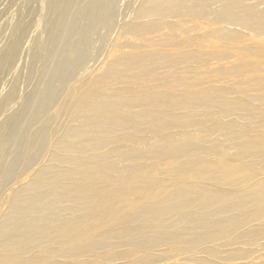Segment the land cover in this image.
Returning <instances> with one entry per match:
<instances>
[{
  "label": "bare ground",
  "instance_id": "1",
  "mask_svg": "<svg viewBox=\"0 0 264 264\" xmlns=\"http://www.w3.org/2000/svg\"><path fill=\"white\" fill-rule=\"evenodd\" d=\"M7 1L0 0V264L42 262L30 238L74 229L77 220L61 217L87 199L75 191V169L102 171L98 162L121 160L139 172L138 149L176 144L200 155L199 167L209 150H221L214 138L195 142L192 127L236 134L248 120L264 123V0H22L16 12L3 8ZM220 179L160 178L152 190L143 178L141 203L94 242L114 251L77 264H264V240L240 235L264 222V171L227 185Z\"/></svg>",
  "mask_w": 264,
  "mask_h": 264
},
{
  "label": "rangeland",
  "instance_id": "2",
  "mask_svg": "<svg viewBox=\"0 0 264 264\" xmlns=\"http://www.w3.org/2000/svg\"><path fill=\"white\" fill-rule=\"evenodd\" d=\"M9 1L4 3L3 8L5 7L8 12H16L22 0ZM34 7L37 8V5L31 4V8L35 9ZM44 13L42 8L38 9V16H43ZM9 29L10 27L4 28L3 34H7L3 41L4 47L9 46V42L12 40ZM13 35L11 36L13 37ZM6 37L7 39H5ZM8 38L9 42L6 41ZM42 53L45 54V52ZM40 78L45 80V74H41ZM210 129L212 132L204 133L192 127V134H190L197 143L214 138L216 147L221 150L219 155L214 154L213 150H209L211 158L206 165L196 167L200 155L180 149L176 144L174 147L154 146L148 148L144 146V148L138 149L135 154L143 164L139 172L127 171L125 168L127 163L121 160L98 162L100 165L105 164L102 171L75 169L73 174L77 187L75 191L82 192L81 194L86 195L87 199L76 202L71 213L61 218H72L78 223L69 234H57L54 238L31 237L35 253L47 259L62 257L67 264H77V260L83 256L92 255L98 251L106 253L114 251L111 248L95 249L94 242L102 232L116 226L119 218L129 215L134 207L141 203L145 192L141 185L143 178L147 180L150 189L156 190L161 187L160 178L175 183L198 181L214 184L216 183L214 178L221 176L218 183L227 185L236 179L244 178L247 170L264 171V123L256 119L248 120L244 123V128L236 134H232L228 127L220 125H214ZM159 134L163 133L159 132ZM160 136L158 139L164 140ZM253 139L259 145L254 149L247 144ZM252 155L254 156L252 157ZM61 218H54L52 221L61 220ZM240 235L246 238L247 243L264 240V222L258 224L257 229H250ZM126 250H130V248L126 247ZM46 258H42V262L35 264H45L44 259ZM118 260L119 263L128 262L126 258ZM130 263L138 262L136 259H131Z\"/></svg>",
  "mask_w": 264,
  "mask_h": 264
}]
</instances>
